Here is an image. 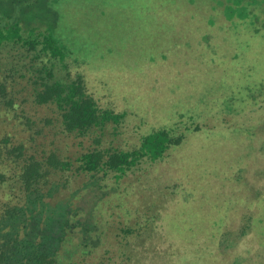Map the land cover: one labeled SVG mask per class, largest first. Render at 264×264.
Masks as SVG:
<instances>
[{"label":"trees","instance_id":"obj_1","mask_svg":"<svg viewBox=\"0 0 264 264\" xmlns=\"http://www.w3.org/2000/svg\"><path fill=\"white\" fill-rule=\"evenodd\" d=\"M58 1L0 0V116L29 132L24 140L0 131V188L8 190L0 197V264H107L113 257L118 264H264V234L257 229L264 225V85L246 91L244 106H237L244 96L235 88L190 100L193 105L181 107L179 125L151 124L129 149L105 146L104 129L126 118L124 99L105 89L117 106L103 108L89 92L83 64L54 36ZM166 3L168 10L189 11L198 0ZM202 3L220 8L230 34L264 29V0ZM205 54L207 65L225 72L215 54ZM238 55L231 49L229 63ZM52 61L75 77L54 79L47 66ZM19 84L31 90L29 97L17 94ZM28 100L52 105L64 134L100 133L75 158L53 150L38 154L28 144L43 131L18 108ZM166 114L177 117L172 110ZM206 128L241 136V146L228 147L232 160L211 166L201 151L194 160L187 148L196 143L200 150V138L208 135H195ZM168 157L179 163L175 180L159 185L160 195H139L130 173L145 160L156 164ZM224 172L227 189L214 194L207 180ZM178 175L184 183H177ZM61 191L66 196L57 199Z\"/></svg>","mask_w":264,"mask_h":264},{"label":"rangeland","instance_id":"obj_2","mask_svg":"<svg viewBox=\"0 0 264 264\" xmlns=\"http://www.w3.org/2000/svg\"><path fill=\"white\" fill-rule=\"evenodd\" d=\"M167 1H58L59 20L54 36L60 43L67 45L73 56L83 64L87 80L91 82L88 83L89 92L103 108L117 106L115 102H108L107 91L124 99L126 118L116 128L110 124L104 129L101 139L105 146L129 149L138 145L140 136L151 124L165 127L179 125V115H183L187 106L193 105L190 100L197 101L203 97L209 100L208 97L214 96L216 92L235 88L236 94L244 96L237 106H244L246 91L252 87L259 90L264 85V29L255 31L240 28L230 34L227 31L228 21L219 7L216 8L218 10L209 6L206 8L203 0H198L197 4L190 5L189 11L180 8L168 10ZM259 12L264 13L261 9ZM209 17L211 20L208 24ZM203 37L208 38L207 42H201L200 45L198 41ZM233 48L239 55L229 63L230 50ZM186 49L191 51L186 52ZM210 51L222 63L225 72L207 65L202 53ZM52 63L47 66H52L54 79L68 82L75 77L61 62ZM16 88L19 96L29 97L31 90L20 89V84ZM18 108L31 117L36 128L43 131L34 142L28 144L38 154L53 150L75 158L100 133L99 130L85 137L64 134L57 113L50 104L37 105L28 100L19 102ZM167 110L174 111L176 119L169 118ZM13 124L11 118L0 116L1 132L9 131L27 139L29 132L23 130L22 126L15 129ZM229 131L225 128H206L195 135H208L206 139L200 138V150L193 143L187 151L196 153L195 156L192 154L194 160L199 158L198 152L201 151L210 160L211 166H216L218 161L232 160L228 147L241 146L242 139L234 130H231L234 133ZM242 156L241 152L234 154L235 159ZM189 158L187 156L185 159ZM178 164L172 162L170 157L156 164L145 160L140 164V169L130 173V182L140 187L139 195L147 197L159 193V185L165 187L175 180ZM259 174L256 172V175ZM227 176L228 172H224L220 177L210 176L207 180L214 194L222 195L227 189ZM181 177L178 175L177 183H184ZM133 183L131 185L135 186ZM7 191L1 187L0 197ZM57 196L60 199L66 196V192L61 191ZM173 227L177 230L176 223ZM257 229L264 234V225H257ZM117 260L113 257L107 264H118Z\"/></svg>","mask_w":264,"mask_h":264}]
</instances>
